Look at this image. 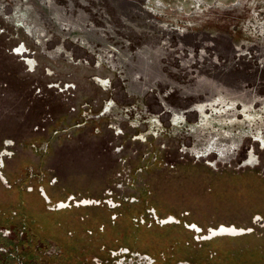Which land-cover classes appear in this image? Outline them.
Returning a JSON list of instances; mask_svg holds the SVG:
<instances>
[{
	"label": "rangeland",
	"instance_id": "374dc122",
	"mask_svg": "<svg viewBox=\"0 0 264 264\" xmlns=\"http://www.w3.org/2000/svg\"><path fill=\"white\" fill-rule=\"evenodd\" d=\"M0 249L264 264V103L70 60L31 0H0Z\"/></svg>",
	"mask_w": 264,
	"mask_h": 264
},
{
	"label": "water",
	"instance_id": "95a60500",
	"mask_svg": "<svg viewBox=\"0 0 264 264\" xmlns=\"http://www.w3.org/2000/svg\"><path fill=\"white\" fill-rule=\"evenodd\" d=\"M31 1L70 60L264 103V0Z\"/></svg>",
	"mask_w": 264,
	"mask_h": 264
},
{
	"label": "flooded vegetation",
	"instance_id": "af4514ba",
	"mask_svg": "<svg viewBox=\"0 0 264 264\" xmlns=\"http://www.w3.org/2000/svg\"><path fill=\"white\" fill-rule=\"evenodd\" d=\"M249 163L253 161V158L251 156H249L248 159ZM243 233L241 230H238L234 227H221L218 230H212L211 234L215 235V236H219V235H239Z\"/></svg>",
	"mask_w": 264,
	"mask_h": 264
}]
</instances>
